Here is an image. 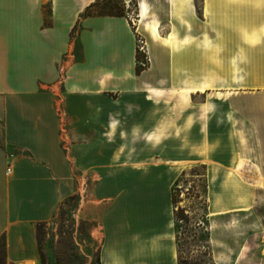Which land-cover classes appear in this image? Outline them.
Here are the masks:
<instances>
[{
  "label": "crops",
  "instance_id": "1",
  "mask_svg": "<svg viewBox=\"0 0 264 264\" xmlns=\"http://www.w3.org/2000/svg\"><path fill=\"white\" fill-rule=\"evenodd\" d=\"M95 1L0 0V238L10 264L41 263L37 224L73 194L78 171L95 175L103 203L92 231L99 264H178L171 187L190 165L230 175L210 215L254 208L241 190L255 183L239 187L234 175H262L264 189V0H162L164 11L161 0H137L157 30L139 74L125 14L81 17Z\"/></svg>",
  "mask_w": 264,
  "mask_h": 264
},
{
  "label": "rangeland",
  "instance_id": "2",
  "mask_svg": "<svg viewBox=\"0 0 264 264\" xmlns=\"http://www.w3.org/2000/svg\"><path fill=\"white\" fill-rule=\"evenodd\" d=\"M200 1L196 0L198 6ZM166 5L162 0L158 2L162 11ZM96 11L123 12L129 19L138 45L143 44L147 34L152 32L155 22V17L148 12L144 17L140 16L137 0H130L127 4L123 0H102ZM210 49L207 46V51ZM139 51L147 66V53ZM75 52L79 53L78 44ZM184 170L186 173L179 178L174 190L175 211L180 217L175 222L178 264H234L236 250L242 245L245 247L238 264H258L264 240L262 175H234L239 187H246L247 182L255 183V190H241L244 201L246 197L256 199L254 208L226 211L215 216L208 214L210 209L207 204L209 199L213 203L218 200L219 183L224 178L229 182L230 175L208 174L202 163L190 165ZM180 173L175 177H179ZM75 174L73 194L64 199L51 219L38 228L40 264H99V241L92 236V231L98 225L103 203L97 202L93 195L95 175L90 171ZM226 197H229V189L226 190ZM0 264H10L5 259L1 242Z\"/></svg>",
  "mask_w": 264,
  "mask_h": 264
},
{
  "label": "trees",
  "instance_id": "3",
  "mask_svg": "<svg viewBox=\"0 0 264 264\" xmlns=\"http://www.w3.org/2000/svg\"><path fill=\"white\" fill-rule=\"evenodd\" d=\"M102 0H96L95 2L91 3L90 5H88L83 13L81 14V17L83 16H87V15H124L123 12H116V13H113V12H105V11H96V8L98 7L99 3L101 2ZM46 23L49 24V21L46 20ZM142 59V54L139 52L138 50V47H137V44H136V50H135V61H136V66H135V72L137 74H139L142 70H144L147 66H143L141 64H139V61ZM185 170H183L179 177H177L171 187V199H172V203H173V206H174V219H175V222H176V219H180V217L178 216L177 212L175 211V198H174V190H175V186L177 185V182L179 181V178L181 176H184L185 175ZM45 222H41V223H38L37 224V232H38V228ZM38 238V236H37ZM0 242L3 243V247H4V242H3V239L0 238ZM39 242V241H38ZM176 242H177V236H176ZM177 251H178V246H177Z\"/></svg>",
  "mask_w": 264,
  "mask_h": 264
},
{
  "label": "built area",
  "instance_id": "4",
  "mask_svg": "<svg viewBox=\"0 0 264 264\" xmlns=\"http://www.w3.org/2000/svg\"><path fill=\"white\" fill-rule=\"evenodd\" d=\"M143 44L141 45H138L137 44V47H138V50H142V52H146V49H145V40L142 41ZM140 52V51H139ZM147 53V52H146ZM148 55V54H147ZM145 58H148V57H145ZM148 61H149V58H148ZM139 64L143 65V66H146V62L144 61V58H143V55H142V59L139 61ZM15 159V153L13 152H8L5 156V165H6V169H5V172L7 174H9L11 172V169H12V164H13V161Z\"/></svg>",
  "mask_w": 264,
  "mask_h": 264
},
{
  "label": "bare ground",
  "instance_id": "5",
  "mask_svg": "<svg viewBox=\"0 0 264 264\" xmlns=\"http://www.w3.org/2000/svg\"><path fill=\"white\" fill-rule=\"evenodd\" d=\"M140 11H141V10H140ZM144 12H145V9H144V11H143V15L145 14ZM153 30H154L155 32L157 31L155 25H153Z\"/></svg>",
  "mask_w": 264,
  "mask_h": 264
}]
</instances>
